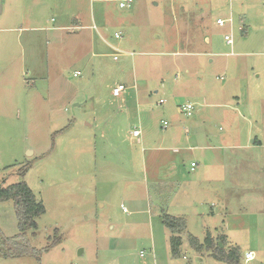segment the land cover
Returning <instances> with one entry per match:
<instances>
[{
  "label": "rangeland",
  "instance_id": "rangeland-1",
  "mask_svg": "<svg viewBox=\"0 0 264 264\" xmlns=\"http://www.w3.org/2000/svg\"><path fill=\"white\" fill-rule=\"evenodd\" d=\"M121 1L0 0V187L29 186L45 213L27 242L53 246L0 264H225L189 245L207 231L264 264V172L195 184L201 156L264 140V0ZM164 214L186 220L178 258ZM0 232L18 234L12 201Z\"/></svg>",
  "mask_w": 264,
  "mask_h": 264
},
{
  "label": "trees",
  "instance_id": "trees-1",
  "mask_svg": "<svg viewBox=\"0 0 264 264\" xmlns=\"http://www.w3.org/2000/svg\"><path fill=\"white\" fill-rule=\"evenodd\" d=\"M23 173V170L20 171L21 175ZM0 200L13 202L18 228V234L13 237H5L0 232V257H32L39 262L42 253L49 251L53 246H48L42 250L34 249L27 242L26 235L29 231L37 229V220L45 213L44 205L24 181L0 187ZM162 222L171 233L170 250L172 257L178 258L179 248L182 244L180 235L186 229V220L164 214ZM188 241L194 250L199 253L206 251L210 257L218 262L240 264L239 250L235 247L229 250L223 249L220 243L214 242L209 232H207L203 242L192 235H188Z\"/></svg>",
  "mask_w": 264,
  "mask_h": 264
},
{
  "label": "crops",
  "instance_id": "crops-1",
  "mask_svg": "<svg viewBox=\"0 0 264 264\" xmlns=\"http://www.w3.org/2000/svg\"><path fill=\"white\" fill-rule=\"evenodd\" d=\"M215 23H216V21H215ZM74 24H76V26L73 27V28H75L76 30H78L79 28L80 29L83 28V26L77 20H75ZM115 34H117V33H115ZM114 37H115V35H114ZM205 42H207V40H205ZM186 54L187 55H189V54H197V55L205 56L204 53H202V54L199 53L198 54L196 52H194V53L187 52ZM127 55L133 56L134 54L130 53V54H127ZM207 55H209V54H207ZM210 63H212V61H210ZM158 92H159L158 90H155L154 94H158ZM160 100H163V99L160 98L155 103V105L157 107L161 106L160 104H158V102ZM163 101L165 103V100H163ZM184 103H187V102H181L180 103V101H177L176 105H177V111L178 112H179L180 106L182 104H184ZM263 104H264V102H263ZM126 110L128 111V109H126ZM139 114H140L139 123L141 125H143L145 123V120H143L142 110H140V109H139ZM162 124H163V122H161V126H163ZM134 130H138L139 131V136L138 137H133L132 136V132ZM134 130L131 132V136L133 138H137L138 139L141 136V131L139 129H137V128H134ZM184 131H185L186 134H188L187 130H184ZM240 144H242V145H235V147H233V149L227 148L226 150L228 152H226V150L223 149L225 152H224V154L222 155L221 158L218 157V158L211 159V157H210L209 159H206L205 155L201 156V159L203 160V163H205V164L202 165V167H204L203 168V173H204V171L206 173L207 170L210 171L211 167L214 166V167H217V169L219 171V177H218V174L214 173V172L213 173H209L207 176L202 173V176H201V174H199V176H201V177L200 178L198 177V179H197L198 181H196L195 184L198 187L199 186L202 187L201 186L202 184H203V186H205V185H209L210 186L211 184L213 185V184H217L219 182L220 183H224V185H227V183L232 184L233 181H235L236 183H240L241 184V183H243V180H242V177H240V176L238 177V172H237L238 170L240 171L241 169H243V172H245L246 170L252 169L253 171L257 172L259 175H261L264 172V140H262V139H253L251 141V145L250 144L248 145V143H244V144L240 143ZM207 149L210 150V147H207ZM169 150H172V149L170 148ZM232 150L235 151V152H233ZM253 150H255L256 152H253V154H252L253 156L250 157L249 156V152L253 151ZM172 152H175V149L172 150ZM157 155H160V154H157ZM196 155H195V157H198V155H200V152H197ZM164 158H165V156L162 155L160 161L164 160ZM147 161H146L145 170L148 169L147 168V166H148V162ZM156 163H157L156 161H153V164H156ZM192 163L195 164L194 168L200 167V164L198 162H196V161L193 162L192 161L191 164ZM191 164H190V167H191ZM156 165H158V164H156ZM253 167L255 169H253ZM194 168L191 167V171L194 170ZM236 173H237V175H236ZM178 182L179 181H177V182L173 181V183H178ZM189 183H190V181H189ZM203 189H204V187H203ZM200 191H204V190H200ZM101 207H103V205H101ZM123 212L124 213H128V212H126L125 209H123ZM207 232H209V234L213 238L212 233L210 231H207ZM251 252H253V251H251Z\"/></svg>",
  "mask_w": 264,
  "mask_h": 264
},
{
  "label": "built area",
  "instance_id": "built-area-1",
  "mask_svg": "<svg viewBox=\"0 0 264 264\" xmlns=\"http://www.w3.org/2000/svg\"><path fill=\"white\" fill-rule=\"evenodd\" d=\"M133 3V0H123L121 1L119 4H118V7L119 8H125V7H129L131 4ZM225 20H222V19H217L216 20V25L219 26V27H223L225 25ZM120 35L119 34H115V38H119ZM224 41L227 43V45H232V38L230 36H224ZM113 60L114 61H118V57L117 56H114L113 57ZM75 76L78 75V72L77 74H74ZM125 86L122 85V84H118V85H115L112 89V96L114 97H119L124 91H125ZM164 103L163 100H160L158 102V104L162 105ZM192 110H193V105L190 104V103H184L180 106L179 108V113L186 116V117H190L191 116V113H192ZM163 127H166L167 126V122H163ZM132 136L133 137H138L139 136V131L138 130H134L132 132ZM191 167L194 168L195 167V164L192 163L191 164ZM255 259V254L254 252H251V251H248L244 254V257H243V260L245 263H248V262H251Z\"/></svg>",
  "mask_w": 264,
  "mask_h": 264
}]
</instances>
